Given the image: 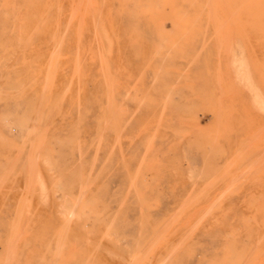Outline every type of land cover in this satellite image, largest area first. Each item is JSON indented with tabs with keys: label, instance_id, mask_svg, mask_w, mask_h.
Listing matches in <instances>:
<instances>
[{
	"label": "rangeland",
	"instance_id": "1",
	"mask_svg": "<svg viewBox=\"0 0 264 264\" xmlns=\"http://www.w3.org/2000/svg\"><path fill=\"white\" fill-rule=\"evenodd\" d=\"M250 1L0 0V264H264Z\"/></svg>",
	"mask_w": 264,
	"mask_h": 264
},
{
	"label": "bare ground",
	"instance_id": "2",
	"mask_svg": "<svg viewBox=\"0 0 264 264\" xmlns=\"http://www.w3.org/2000/svg\"><path fill=\"white\" fill-rule=\"evenodd\" d=\"M81 1V0H80ZM170 0H167V2H169ZM242 1V0H241ZM250 1V0H249ZM253 1V0H252ZM252 1H250L251 3H252ZM257 1V0H256ZM75 2V1H74ZM157 2H159V0H147V2H146V4L145 5H148L149 7H153L154 5L156 6V3ZM162 2V1H161ZM166 2V0H163V5L162 6H165V4L167 3H165ZM175 2V0H172V3H174ZM236 2H237V0H236ZM254 2V1H253ZM259 2V1H258ZM224 3H226V2H224ZM231 3V2H230ZM243 3V2H242ZM263 3V2H262ZM227 4V3H226ZM234 4H236V3H234ZM244 4V3H243ZM256 3H254V5H255ZM258 4V3H257ZM256 4V5H257ZM264 4V3H263ZM167 5V4H166ZM228 5V4H227ZM248 6H249V4H247ZM253 5V4H252ZM241 6V5H240ZM229 7H231V5L229 6ZM244 7H246L245 6V4H244ZM250 8V7H249ZM248 8V9H249ZM253 8V7H252ZM256 8V7H255ZM184 9V8H183ZM182 8H181V11L183 10ZM226 9V8H225ZM230 9V8H229ZM231 9H233V8H231ZM238 9V8H237ZM244 9V8H243ZM174 10V9H173ZM178 10H180V6H179V9ZM245 10V9H244ZM76 11H78V10H76ZM234 11V10H233ZM232 11V13H237V12H239V10H235L234 12ZM230 12V11H229ZM243 12H246V11H243ZM242 12V13H243ZM181 14L183 13V11L182 12H180ZM232 15V14H231ZM234 15V14H233ZM236 15V14H235ZM236 16H238V15H236ZM171 17H173V19H176V20H182L184 17H183V15H177V13L175 14V15H173V16H171ZM234 17V16H233ZM247 17V16H246ZM229 18H232V17H229ZM237 18V17H236ZM240 19V18H239ZM248 19V18H247ZM262 19V18H261ZM264 19V18H263ZM242 20V19H241ZM168 22H169V20H167ZM171 21V20H170ZM237 21V20H236ZM245 21V20H244ZM241 22V21H240ZM165 23V22H164ZM233 24V23H232ZM235 25V24H234ZM166 29H167V27H166ZM169 30V29H168ZM258 33H260V31L258 32ZM168 34V33H167ZM264 35V34H263ZM261 42V41H260ZM204 49V48H203ZM202 51V50H201ZM37 140V139H36ZM16 160V159H15ZM19 161V160H18ZM12 165H13V163H12ZM18 178V177H17ZM27 181V180H26ZM18 182V181H17ZM31 183H34L33 181H31ZM19 183H17V185H18ZM33 185V189H32V192H33V190H34V185L35 184H32ZM54 187V186H53ZM28 190H29V188H28ZM48 190V189H47ZM30 191V190H29ZM29 191H27V192H29ZM49 197V196H48ZM80 198V197H79ZM24 199V198H23ZM26 199V198H25ZM26 200H28V199H26ZM29 201V200H28ZM32 201V200H31ZM43 201V200H42ZM26 201H24V203H25ZM78 202H79V199H78ZM89 202V201H88ZM31 203V202H30ZM79 204V203H78ZM77 204V205H78ZM30 205V204H29ZM97 205H98V203H97ZM27 206V205H26ZM23 207V206H22ZM25 207V206H24ZM28 209V208H27ZM24 210V209H23ZM21 211V210H20ZM74 211V210H73ZM30 212V211H29ZM28 212V213H29ZM22 216V215H21ZM68 224V223H67ZM65 228V227H64ZM66 230V229H65ZM16 245V244H15ZM13 248V247H12ZM9 252V251H8ZM55 256H56V254H55ZM56 257H58V256H56ZM56 263H58L57 261H55V264ZM54 264V263H53Z\"/></svg>",
	"mask_w": 264,
	"mask_h": 264
}]
</instances>
